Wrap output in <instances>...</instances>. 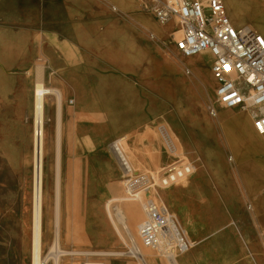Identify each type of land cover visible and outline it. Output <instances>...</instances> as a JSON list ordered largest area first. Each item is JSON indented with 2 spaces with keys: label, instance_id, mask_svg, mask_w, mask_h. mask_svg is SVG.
<instances>
[{
  "label": "rangeland",
  "instance_id": "obj_1",
  "mask_svg": "<svg viewBox=\"0 0 264 264\" xmlns=\"http://www.w3.org/2000/svg\"><path fill=\"white\" fill-rule=\"evenodd\" d=\"M59 0L54 1V5ZM104 2V1H103ZM109 7L113 10L117 7L112 1ZM154 3L151 1V5ZM170 32L169 41L174 43L176 25ZM13 35L5 34L2 41L0 33V74L9 81L0 85V264H30V218L27 217L31 199H25L21 185L20 170L18 169L19 154L22 137L25 136L28 146V173L29 190L31 188L32 169V100L35 78V66L40 62L47 65L46 82L51 86H64L66 100L63 115V142H62V246L66 249H119L128 251V241H120L117 245H108L110 231L105 229L103 204L107 198L125 196L122 187L124 173L119 169V164L112 152V143L119 137L124 138L122 144L130 154L137 172L156 173L173 161V154L167 147L162 127H165L172 136L179 152L184 158L197 165V171L202 173V181L195 183L186 190L181 198L187 208L188 218L195 224H208V201H213L210 211L226 216L222 212L225 202L228 200L227 184H224V173L221 171L217 154L213 150V132L208 134V118L213 120L209 113V107L213 99L203 95L196 80L197 91L192 99L184 97L186 101L180 104L181 113H163L159 116L155 127L147 128H114L111 119L113 114L94 112L92 104H97V88L99 81L95 70L108 68V63L98 57L93 50H86L83 57L68 59V73L63 75L66 80H61L59 72L61 59L55 55H48V49L44 47V34L40 32H22L20 35V48H13ZM9 47L8 52L1 51L2 46ZM176 47V45H175ZM15 54V57H14ZM175 59L179 62L182 75L190 77L193 70L190 63L181 59V54L173 51ZM16 59L17 63L13 64ZM209 61V58H207ZM19 67V68H18ZM129 68V64H125ZM196 67V66H195ZM18 69V70H17ZM131 75V74H128ZM183 86V83H182ZM185 88H181V94H186ZM81 96L85 106L80 109L76 102L77 96ZM184 96V95H183ZM50 109L47 112V127L45 133V182L47 193L45 195V239L44 248L47 250L53 239L54 218V164H55V127H54V103L49 100ZM194 107L192 114L185 113L190 106ZM123 108L118 104L117 109ZM81 110V111H78ZM240 110V109H238ZM118 121L126 124L133 117L131 112H118ZM190 117V118H189ZM111 118V119H110ZM187 118V119H186ZM214 134L224 140L218 128ZM227 157L232 161V153ZM97 169L99 172H118L116 183L109 184L106 188L109 192L94 190L97 183L85 173ZM195 172V173H196ZM195 173L180 180L178 183L190 180ZM161 191V189H160ZM126 201H114L116 206ZM170 208V207H169ZM172 211V209L170 208ZM181 224V222H180ZM184 229L183 225L181 224ZM234 226V225H233ZM226 226H223L225 228ZM235 228V226H234ZM192 248L196 239L187 232ZM144 251H147L142 240L138 238ZM100 260V257H95ZM166 261L164 256L158 257ZM86 258L76 256L74 264H83ZM253 259V258H252ZM109 263L110 259H104ZM134 260L130 257H119L113 260V264H129ZM72 263V264H73ZM70 264V263H68ZM260 264H264L260 261Z\"/></svg>",
  "mask_w": 264,
  "mask_h": 264
},
{
  "label": "crops",
  "instance_id": "obj_2",
  "mask_svg": "<svg viewBox=\"0 0 264 264\" xmlns=\"http://www.w3.org/2000/svg\"><path fill=\"white\" fill-rule=\"evenodd\" d=\"M54 1L0 0L2 41L5 34H12L13 48H20L22 32L44 34L48 55L61 59V80L68 79L63 75L68 73L70 57L79 59L86 55V50H93L108 63V68L95 70L99 81L96 94L100 99L99 103L92 104V111L113 114L110 119L115 123L114 128L155 127L163 113L180 116L184 97L192 102L197 91L195 80L182 75L169 38L163 35L165 25L148 9L150 2L140 9L125 3L113 10L109 7L112 0H59L56 5ZM224 4L236 28L249 25L264 35V0H224ZM208 58L212 67L214 57L210 52ZM12 62L21 63L16 59ZM126 63L129 68L125 67ZM77 97V106L82 109L85 105L80 103L81 96ZM118 104L123 108L117 109ZM191 105L185 112L189 115L195 112ZM123 111L133 114L130 121H124L126 124L116 115ZM214 130L217 122L208 118V134L213 132L208 141L213 140L216 160L228 187V200L222 207L226 216L210 211L216 207L213 201H208V224H195L186 216L185 225L197 244L183 254L182 261L185 264H260L264 262V227L253 198L264 193V186L251 194L245 174L235 160L227 157L228 153L233 154L229 143L217 137ZM85 176L97 181L95 191L105 193L110 191L106 188L109 184L117 182L119 173L93 169L86 170Z\"/></svg>",
  "mask_w": 264,
  "mask_h": 264
},
{
  "label": "bare ground",
  "instance_id": "obj_3",
  "mask_svg": "<svg viewBox=\"0 0 264 264\" xmlns=\"http://www.w3.org/2000/svg\"><path fill=\"white\" fill-rule=\"evenodd\" d=\"M117 7L124 6L125 3L131 4L130 7L135 9L143 8L146 2L151 0H112ZM151 7V6H149ZM174 21L165 23L163 35L169 37V31L174 29ZM177 35V34H176ZM163 37V38H166ZM170 47L176 52L174 43L170 42ZM9 47H2L1 51L8 52ZM178 51V50H177ZM208 50L199 52L190 56H182L181 59L192 66L193 73L190 75L191 80H197L200 91L203 95L216 101V88L218 82L214 77L212 67L208 61ZM196 66V67H195ZM46 68L44 62L35 66V78L33 87L32 100V169H31V188L29 190V173H28V146L26 137H22L21 150L19 154L18 169L20 170V182L22 185L23 196L25 199H31L27 217L30 218V264H72L76 256H84L83 264H113V260L119 257H132L134 260L129 264H185L182 261L184 253L176 254L167 250V253L160 254L149 248L144 251L140 245L142 240L140 235V223L144 219V205L142 201L128 197L107 198L103 204V213L105 229L110 231L108 245H117L120 241H128L130 249L122 251L119 249H66L62 246V223H61V204H62V142H63V115L66 93L63 87L51 86L46 82ZM9 78L0 74L1 81H9ZM184 78L182 77V83ZM49 100L54 103V127H55V164H54V218H53V239L49 248L45 250V215L46 203L45 195L47 193L45 182V133L47 127V112L50 109ZM262 111L261 107L251 109L223 108L213 118L217 122L222 136L227 140L233 150L232 159L237 162L239 170L245 174V180L251 194L257 192L258 187L264 186V134H259L254 127V118ZM223 112H227L223 115ZM208 122V119L206 120ZM37 135V137H36ZM41 135V137H40ZM124 138H117L111 145L112 152L119 164V169L125 172L120 155L124 161L133 170L134 162L122 144ZM178 150V149H177ZM179 151V150H178ZM194 165V172L197 171V165ZM136 171V170H135ZM154 173V172H153ZM192 173V174H193ZM202 173L196 172L190 180L174 183L159 190L160 197L166 203L172 213L178 218L184 229L189 232L185 225L187 208L184 206L181 195L195 183L202 181ZM251 175H254L252 178ZM254 204L257 209L258 218L264 227V193L254 196ZM114 201L122 202L113 210ZM169 208V209H170ZM142 243V242H141ZM197 244V243H196ZM195 244V246H196ZM170 253V254H168ZM187 253V252H185ZM164 256L166 261L158 258ZM95 257H100L98 260ZM110 259L106 263L104 259ZM74 264V263H73Z\"/></svg>",
  "mask_w": 264,
  "mask_h": 264
},
{
  "label": "built area",
  "instance_id": "obj_4",
  "mask_svg": "<svg viewBox=\"0 0 264 264\" xmlns=\"http://www.w3.org/2000/svg\"><path fill=\"white\" fill-rule=\"evenodd\" d=\"M151 1L154 5L148 9L158 22H175L173 36L182 56L205 50L213 55L212 71L218 86L210 115L216 117L221 108L261 107L254 127L264 134V35L249 25L236 28L224 0ZM162 133L173 161L156 173L137 172L120 155L125 167L122 187L128 199H140L144 205L139 229L143 245L160 254L167 250L179 254L188 252L192 244L159 190L192 175L194 165L178 151L165 127Z\"/></svg>",
  "mask_w": 264,
  "mask_h": 264
}]
</instances>
